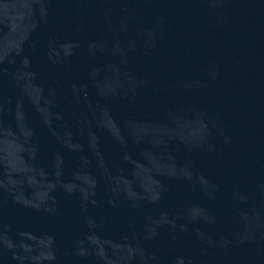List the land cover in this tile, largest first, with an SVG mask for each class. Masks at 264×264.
Returning a JSON list of instances; mask_svg holds the SVG:
<instances>
[{"label":"water","instance_id":"obj_1","mask_svg":"<svg viewBox=\"0 0 264 264\" xmlns=\"http://www.w3.org/2000/svg\"><path fill=\"white\" fill-rule=\"evenodd\" d=\"M0 264H264V0H0Z\"/></svg>","mask_w":264,"mask_h":264}]
</instances>
